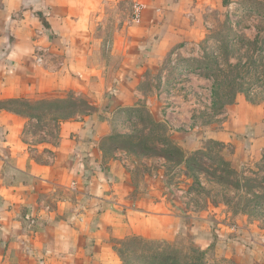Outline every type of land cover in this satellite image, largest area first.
<instances>
[{"label":"crops","instance_id":"obj_1","mask_svg":"<svg viewBox=\"0 0 264 264\" xmlns=\"http://www.w3.org/2000/svg\"><path fill=\"white\" fill-rule=\"evenodd\" d=\"M225 15L263 20L264 0H0V249L28 227L38 264H60L68 255L72 262L65 264L117 262L116 241L153 212L133 204L124 163L101 151L105 129L95 111L58 121L49 143L28 134L37 118L29 121L14 102L66 91L84 95L92 84H108L112 102L102 105L98 95L89 97L91 105L134 107L141 94L130 78L142 79L166 53L193 55ZM232 26L249 39L257 34L251 23ZM109 57L116 58L111 70ZM231 107L211 137L261 152L264 106ZM39 238L49 253L34 244ZM239 250L234 245L232 259Z\"/></svg>","mask_w":264,"mask_h":264},{"label":"rangeland","instance_id":"obj_2","mask_svg":"<svg viewBox=\"0 0 264 264\" xmlns=\"http://www.w3.org/2000/svg\"><path fill=\"white\" fill-rule=\"evenodd\" d=\"M226 17L229 16H222L215 31L209 29L198 41V48L189 51L193 55L166 53L157 67L144 72L142 79L130 78L129 85L142 96L134 107L117 103L105 108L91 105L89 97L98 95L104 97L102 105L112 102L109 92L113 85L108 84L90 85L92 89L88 88L85 96L66 91L14 104L15 109L31 115L42 110L43 116L37 122L26 115L35 122L27 132L49 143L54 142V125L58 121L71 117L82 120L94 111L98 116L105 129L99 140L101 151L124 163L133 187V204L142 202L144 209L153 212L141 215L129 234L116 241L114 246L121 257L116 251L117 262L109 264H264V198L252 195L255 191L264 196V188L260 191L247 183V178L263 177L264 187V149L246 150L241 144L222 143L211 137L224 126L231 106H264V21H244L239 16L225 20ZM238 22L260 28L255 48L262 45V50L248 45L247 41H253L255 36L249 39L233 32L232 24ZM106 61L109 70L116 64L115 57ZM226 61L239 64L241 73L239 84L234 86L233 102L219 108L212 105L211 91L213 80L221 78L215 72L225 69ZM206 63L216 68L210 71ZM233 74H227L225 79H231ZM233 92L224 96L231 97ZM166 139L182 149L181 162V155L172 160L164 157ZM187 139L195 141V145L187 146ZM199 149L203 154L194 155ZM188 157L195 163H186ZM28 230H20L21 237L12 236L15 243L11 246L1 247L0 264H38L39 257L32 252L34 235ZM238 237L248 246L237 242ZM40 240L34 244L49 253L46 250L50 247H44V240ZM234 245L240 249L236 260L231 258ZM16 250L25 255L18 258ZM68 257L63 261L58 258L57 262H72Z\"/></svg>","mask_w":264,"mask_h":264},{"label":"trees","instance_id":"obj_3","mask_svg":"<svg viewBox=\"0 0 264 264\" xmlns=\"http://www.w3.org/2000/svg\"><path fill=\"white\" fill-rule=\"evenodd\" d=\"M264 21V19H263ZM257 28V27H256ZM259 31H260V28L257 29V34L255 35L254 37V40L253 41H247L248 42V45H253L254 46V49H257V50H262L263 46H259V48H255L256 44L259 42ZM248 40V39H247ZM262 41H264V36L262 37ZM263 43V42H261ZM226 63V68L221 70V69H218L215 73H216V77L221 75L220 77V80H213V86H212V96H213V100H212V105H218L219 108H222L224 107L226 104H230L233 102L234 98H235V94L233 91H236V89H234V86L235 85H238L239 84V81H238V78L240 76V71H239V64H231L229 62H225ZM205 67L208 68L210 71L214 70L216 67H212L211 64L209 63H206L205 64ZM214 73V74H215ZM233 74V77L231 79H225L226 75L227 74ZM221 92H225V93H222ZM228 92H233V95L232 94H229L231 97H228V96H224L226 95ZM27 101L26 100H22V101H18L17 103L14 102V104H25ZM250 102V101H249ZM17 112L19 113H22V114H25V115H29V116H34L36 117L37 119H41V117L43 116L40 109H38V113H36L35 115H31L24 112V110H19V109H15ZM61 119V118H60ZM165 150L167 151L166 155L164 156L166 159H169V160H172L174 157L173 156H180L178 161L181 162L182 161V155H183V151L182 149L176 144L174 143L173 141H170L169 139H166V148ZM198 154H203V151L202 150H197L194 152V155H198ZM190 163V164H193L195 163L194 159L192 157H188L186 159V163ZM249 179V182L247 183H251L249 184V187L250 185H255L253 187L255 188H260L259 190L261 191L264 187L263 185H261L262 183V179L263 177L261 178H247ZM238 182V181H237ZM255 190V189H254ZM255 192V191H253ZM252 192V195L254 198H258V197H263L264 196H261L262 194H256V193H253ZM237 240L240 242H243L245 245L248 246L249 243L245 242L243 239V241L241 240V238H237ZM123 242V241H122ZM120 244V242H119ZM115 250L117 251L118 253V256L121 257V254L119 253V249L118 247H115Z\"/></svg>","mask_w":264,"mask_h":264},{"label":"built area","instance_id":"obj_4","mask_svg":"<svg viewBox=\"0 0 264 264\" xmlns=\"http://www.w3.org/2000/svg\"><path fill=\"white\" fill-rule=\"evenodd\" d=\"M42 61H43V57L42 56L39 55V56L36 57V62L37 63H41Z\"/></svg>","mask_w":264,"mask_h":264}]
</instances>
